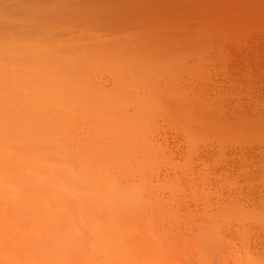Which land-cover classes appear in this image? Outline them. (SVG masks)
<instances>
[{
    "label": "rangeland",
    "instance_id": "374dc122",
    "mask_svg": "<svg viewBox=\"0 0 264 264\" xmlns=\"http://www.w3.org/2000/svg\"><path fill=\"white\" fill-rule=\"evenodd\" d=\"M0 155V264H264V0H0Z\"/></svg>",
    "mask_w": 264,
    "mask_h": 264
},
{
    "label": "bare ground",
    "instance_id": "6f19581e",
    "mask_svg": "<svg viewBox=\"0 0 264 264\" xmlns=\"http://www.w3.org/2000/svg\"><path fill=\"white\" fill-rule=\"evenodd\" d=\"M151 57L153 58V56H151ZM145 58H146V56H145ZM149 58H150V56H149ZM154 58H155V57H154ZM152 60H153V59H152ZM148 61H149V60H148ZM145 62H146V61H145ZM151 62H153V61H151ZM158 62H159V61H158ZM158 62H157V63H158ZM147 63H148V62H147ZM154 63H155V62H154ZM154 63H152V64L154 65ZM150 64H151V63H150ZM148 65H149V64H148ZM148 65H147V66H148ZM156 65H157V64H156ZM147 66H145V67H147ZM154 66H155V65H154ZM157 66H158V65H157ZM145 67H144V68H145ZM149 68H150V67H149ZM149 68H145V69H147V71L145 70L146 72H143V73H145V74H150V73H152V69H151V72H148V71H149V70H148ZM152 68H153V67H152ZM156 69H157V67H156ZM143 71H144V70H143ZM147 72H148V73H147ZM138 73H139V72H138ZM140 73H142V72H140ZM143 73H142V74H143ZM133 74H134V73H133ZM136 74H137V73H136ZM31 144H32V143H31ZM16 148H17V146H16ZM21 149H22V148H21ZM4 153H5V152H4ZM6 153H7V152H6ZM17 153H18V152H17ZM2 155H3V154H2ZM2 155H0V156H2ZM6 155H7V154H6ZM19 155H20V154H19ZM11 156H12V155H11ZM1 158H2V157H1ZM9 158H11V157H9ZM2 159H3V158H2ZM7 160H8V158H7ZM0 163H1V162H0ZM141 195H142V194H141Z\"/></svg>",
    "mask_w": 264,
    "mask_h": 264
}]
</instances>
